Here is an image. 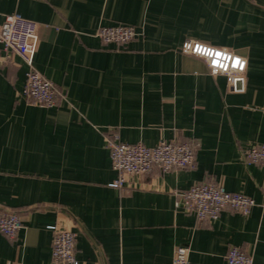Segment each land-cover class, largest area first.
I'll return each mask as SVG.
<instances>
[{"label": "crops", "instance_id": "1", "mask_svg": "<svg viewBox=\"0 0 264 264\" xmlns=\"http://www.w3.org/2000/svg\"><path fill=\"white\" fill-rule=\"evenodd\" d=\"M39 25L33 69L60 93L54 107L29 105L27 66L0 51V211L18 213L15 239L0 234V264H54L50 226L76 236L78 264H226L238 247L264 264V169L243 150L264 145V0H0L8 14ZM137 36L103 45L99 28ZM185 40L246 60L244 84L180 53ZM154 147L193 142L192 169L127 177L111 167L106 138ZM217 184L254 201L201 221L175 207L176 195Z\"/></svg>", "mask_w": 264, "mask_h": 264}, {"label": "built area", "instance_id": "2", "mask_svg": "<svg viewBox=\"0 0 264 264\" xmlns=\"http://www.w3.org/2000/svg\"><path fill=\"white\" fill-rule=\"evenodd\" d=\"M39 25L24 19L19 14L5 15L0 25V51L5 60L11 55L19 56L27 66L22 94L29 105L43 108L54 107L60 97L57 88L33 69V57L37 47ZM131 26L114 25L101 27L97 38L103 45L114 44L125 47L136 36ZM180 53L204 62L210 75H222L230 91L241 89L244 84L246 60L227 49L214 47L199 41L185 40L179 47ZM111 167L118 178L115 188L122 187L127 177H145L153 169L168 172L175 169H192L195 163V148L191 140L181 143L160 141L154 147L141 143H122L116 134L106 138ZM247 164L264 169V145H250L242 152ZM175 207L193 213L197 219H216L225 209L247 215L254 201L243 194L229 193L217 184L201 183L176 195ZM22 229L21 217L15 212L0 211V234L13 240ZM51 261L54 264H78L75 260L76 236L59 225L50 226ZM226 264H254L253 258L238 247H230ZM171 264H189V248L175 249Z\"/></svg>", "mask_w": 264, "mask_h": 264}]
</instances>
